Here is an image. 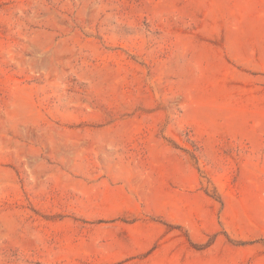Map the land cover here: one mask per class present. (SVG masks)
I'll use <instances>...</instances> for the list:
<instances>
[{
    "label": "rangeland",
    "instance_id": "374dc122",
    "mask_svg": "<svg viewBox=\"0 0 264 264\" xmlns=\"http://www.w3.org/2000/svg\"><path fill=\"white\" fill-rule=\"evenodd\" d=\"M0 264H264V0H0Z\"/></svg>",
    "mask_w": 264,
    "mask_h": 264
}]
</instances>
